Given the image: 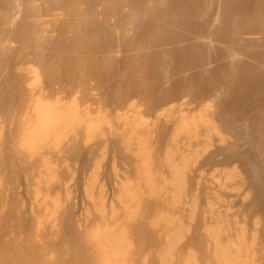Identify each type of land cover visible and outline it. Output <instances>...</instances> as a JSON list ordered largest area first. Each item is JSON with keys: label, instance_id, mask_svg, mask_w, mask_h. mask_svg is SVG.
<instances>
[{"label": "bare ground", "instance_id": "6f19581e", "mask_svg": "<svg viewBox=\"0 0 264 264\" xmlns=\"http://www.w3.org/2000/svg\"><path fill=\"white\" fill-rule=\"evenodd\" d=\"M86 149L99 151L81 181L93 264L126 263L119 218L144 198L170 197L151 225L176 226L208 155L218 188L250 189L254 205L229 239L203 227L178 264H262L264 0H0V184L25 174L35 231L69 217L79 186L65 171ZM182 239L177 226L170 260Z\"/></svg>", "mask_w": 264, "mask_h": 264}, {"label": "rangeland", "instance_id": "374dc122", "mask_svg": "<svg viewBox=\"0 0 264 264\" xmlns=\"http://www.w3.org/2000/svg\"><path fill=\"white\" fill-rule=\"evenodd\" d=\"M184 149L191 151L188 145ZM92 152L94 149L82 151L75 165L68 162L70 166L65 172L72 173L71 176L76 174V181H71L70 186H74L72 189L77 188L75 184L79 186V199L73 209L71 208L69 217L55 225L44 224L38 231L34 228V217L37 215L36 209H33L38 204L34 201V189L26 180L25 174L21 173L2 181L0 264H93L94 247L86 234L95 229L97 221H93V217L86 222L79 221L84 214L81 181L89 160L99 151L94 154ZM210 161H213L211 155L204 156L189 173L185 200L175 213L176 226L155 228L151 225L157 209L163 210L164 213L170 211L171 200L165 196L150 200L144 198L130 216L120 215V227L127 230L132 245L125 264H178L179 256L198 252L197 240L204 234L203 227L222 226L227 235L224 237L229 239L237 228L234 221L247 220L249 214L245 209L250 212L246 207L251 205L254 193L250 189L247 192L241 191V188L220 190L213 179L216 169L209 165ZM106 182L108 193H113V182ZM69 203L71 204V201ZM256 214L263 226L260 225V228H264V208ZM257 217L255 216V219ZM177 226L183 228V239L176 248L175 257L170 260V257L166 256L168 242ZM256 228L259 229L258 225L253 226L251 231ZM259 236V262L264 264V235H261V231Z\"/></svg>", "mask_w": 264, "mask_h": 264}]
</instances>
